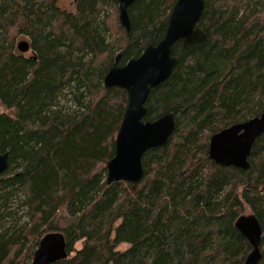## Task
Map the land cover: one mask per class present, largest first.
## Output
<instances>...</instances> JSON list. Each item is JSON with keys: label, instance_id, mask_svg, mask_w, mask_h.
I'll use <instances>...</instances> for the list:
<instances>
[{"label": "trees", "instance_id": "1", "mask_svg": "<svg viewBox=\"0 0 264 264\" xmlns=\"http://www.w3.org/2000/svg\"><path fill=\"white\" fill-rule=\"evenodd\" d=\"M176 2L136 0L127 33L115 0H0V264H30L52 232L68 252L55 264H243L247 211L264 264V134L247 170L208 158L212 135L264 112V0H204V42L173 45L178 64L145 104V121L173 115L172 136L138 184L106 185L128 96L104 78L163 39Z\"/></svg>", "mask_w": 264, "mask_h": 264}, {"label": "water", "instance_id": "2", "mask_svg": "<svg viewBox=\"0 0 264 264\" xmlns=\"http://www.w3.org/2000/svg\"><path fill=\"white\" fill-rule=\"evenodd\" d=\"M118 20L128 33L129 7L136 0H115ZM204 8V0H177L168 19L163 39L149 45L142 54L124 66L115 65L106 74L105 89L119 88L126 91L128 103L115 139L114 157L106 164V185L127 182L135 186L143 178L142 158L147 151L164 147L175 129V119L167 113L155 121H145V107L150 91L164 83L175 70L178 59L173 56V45L182 42L184 48H192L204 42L206 35L198 27ZM264 37V31H263ZM20 54L30 51L28 42L20 41ZM264 134V112L246 122L234 124L212 135L209 139L208 158L220 167L247 170L248 158L255 141ZM8 153L0 155V178L7 170ZM234 227L248 242L250 252L243 264H258L261 259L262 231L253 214L239 216ZM68 252L63 234L52 232L38 242L30 264H55L66 260Z\"/></svg>", "mask_w": 264, "mask_h": 264}, {"label": "rangeland", "instance_id": "3", "mask_svg": "<svg viewBox=\"0 0 264 264\" xmlns=\"http://www.w3.org/2000/svg\"><path fill=\"white\" fill-rule=\"evenodd\" d=\"M74 1L75 0H58V5L62 8V9H65L67 11H73L74 10ZM20 41H26V42H29L26 38H23V37H20L17 39V42L16 44H18ZM24 55L25 57H29L31 55V53H27V54H22ZM9 111L6 110V108L0 103V114L2 113H7ZM15 207H16V204H15ZM245 214H249V212L247 211ZM80 246L81 244H77L75 246L76 249H80ZM127 248V246L125 245H121L118 249L120 251H123Z\"/></svg>", "mask_w": 264, "mask_h": 264}]
</instances>
